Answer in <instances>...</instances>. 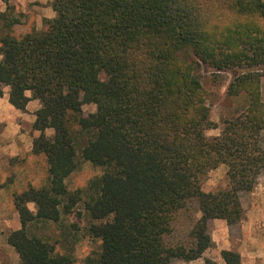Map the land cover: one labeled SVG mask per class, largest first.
<instances>
[{"label":"trees","instance_id":"16d2710c","mask_svg":"<svg viewBox=\"0 0 264 264\" xmlns=\"http://www.w3.org/2000/svg\"><path fill=\"white\" fill-rule=\"evenodd\" d=\"M51 6L56 16L45 28L20 37L1 15L0 97L9 88V103L21 112L40 102L32 154L46 158L49 174L42 188L15 196L21 227L8 244L21 264H74L37 230L83 203L96 222L90 234L102 243L98 264L203 258L215 247L213 221L242 222V196L264 175V0H52ZM205 70L215 84L230 73L227 95L244 102L212 138L207 131L219 126L211 119ZM85 105L96 111L85 114ZM83 162L100 175L71 192L67 179ZM220 166L227 169L225 188L205 192ZM221 257L223 264H242L237 252Z\"/></svg>","mask_w":264,"mask_h":264},{"label":"rangeland","instance_id":"374dc122","mask_svg":"<svg viewBox=\"0 0 264 264\" xmlns=\"http://www.w3.org/2000/svg\"><path fill=\"white\" fill-rule=\"evenodd\" d=\"M51 1L9 0L8 3L0 1V18L1 15H4L14 21L11 32L16 37L42 31L45 28V20L56 16ZM3 24L2 17L0 25ZM201 76L209 99L211 119L219 126L216 130L207 131V136L212 138L220 135L223 121L240 112L244 102L241 98L231 99L227 95V87L232 80L230 73H224L221 76L223 78L216 77L221 81L219 84L212 82L211 77L215 75L211 76L207 70L203 71ZM262 86L264 99V81ZM83 110L85 114H90L96 111V106L85 105ZM27 128L32 129V126ZM4 130V126L0 125V146H2L0 151V264H21L19 255L7 241L10 233L21 227L20 217L14 205L15 196L29 188L39 189L45 186L49 177L48 164L44 156H39L36 162L29 159V157L16 158L11 156V150L6 147L7 141L3 136ZM47 134L52 135L53 131L49 130ZM226 171L225 166H220L212 171L204 183L203 190L208 193L225 188L227 183ZM99 175V169L88 162H83L80 169L67 179L68 189L71 192L85 189L89 182ZM258 191L262 195L259 202H257L258 196L253 195ZM242 203L244 219L239 224L231 227L233 236L239 235L242 223H247L254 210L257 212L260 210V213L264 215V175L261 176L257 187L252 193L242 196ZM28 207L32 211H36L34 204L30 203ZM78 213L82 214L81 218L77 215ZM217 223L227 222L218 220ZM93 224H96V222L90 221L86 216L84 205L81 203L77 206L76 213L74 211L72 214L64 216L60 223H48L45 227L39 225L37 234L48 238L54 243L58 253L71 256L74 264H98L102 243L90 234L89 228ZM177 264H183V262Z\"/></svg>","mask_w":264,"mask_h":264},{"label":"crops","instance_id":"0c3cea01","mask_svg":"<svg viewBox=\"0 0 264 264\" xmlns=\"http://www.w3.org/2000/svg\"><path fill=\"white\" fill-rule=\"evenodd\" d=\"M9 91L7 88L3 97H0V125L4 126L3 136L7 141L8 150H11V156L29 157L36 162L39 156L32 154L33 140L40 133L28 129L36 120L35 113L40 109V102L31 101L26 112L15 109L9 103ZM31 96V93L28 94ZM26 127V128H25ZM2 146H0V151ZM4 150V149H3ZM257 199L261 201V192H255ZM264 215L254 210L252 217L248 218L247 223H242L238 236H233L231 227L227 223H212L211 237L215 243L213 249L205 252L203 258L183 262V264H205L204 259H211L219 264H223L221 252L224 250L234 251L241 255L242 264H264Z\"/></svg>","mask_w":264,"mask_h":264}]
</instances>
